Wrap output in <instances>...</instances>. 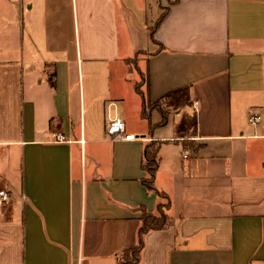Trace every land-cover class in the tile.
<instances>
[{
    "label": "crops",
    "instance_id": "1",
    "mask_svg": "<svg viewBox=\"0 0 264 264\" xmlns=\"http://www.w3.org/2000/svg\"><path fill=\"white\" fill-rule=\"evenodd\" d=\"M2 188L0 264H264V0H0Z\"/></svg>",
    "mask_w": 264,
    "mask_h": 264
},
{
    "label": "trees",
    "instance_id": "2",
    "mask_svg": "<svg viewBox=\"0 0 264 264\" xmlns=\"http://www.w3.org/2000/svg\"><path fill=\"white\" fill-rule=\"evenodd\" d=\"M165 17V13L161 15L159 21L163 20ZM158 21V22H159ZM147 80V77H146ZM145 75H143L142 80L136 83L137 91L142 94L144 98V112H146L147 107L153 106V104L146 100L145 93L143 90V85L146 82ZM146 100V101H145ZM145 115V114H144ZM168 114L165 110H162V119L159 122L160 125L165 124L167 121ZM158 147L155 143L148 144L144 150V158H143V167L146 171L149 172L150 177L143 179L144 184L146 185L148 191H155L158 194L164 196L165 194L158 190L154 184L155 172L158 167ZM169 204L160 206V215H155L147 210L143 209V213L141 216L142 225L138 231V243L132 247L124 250L123 253V263L124 264H133L140 260L141 251L144 247V235L150 230L163 229L171 223V217L166 213L165 208H167Z\"/></svg>",
    "mask_w": 264,
    "mask_h": 264
},
{
    "label": "built area",
    "instance_id": "3",
    "mask_svg": "<svg viewBox=\"0 0 264 264\" xmlns=\"http://www.w3.org/2000/svg\"><path fill=\"white\" fill-rule=\"evenodd\" d=\"M260 120V116L251 115L249 121L252 124H256ZM106 133L112 140H132L135 139L134 134L127 132L126 123L121 117H110L106 123ZM55 140L62 142L65 140V136L62 133H54ZM186 151L184 156H188ZM12 202L11 193L5 189H0V209L5 205Z\"/></svg>",
    "mask_w": 264,
    "mask_h": 264
}]
</instances>
